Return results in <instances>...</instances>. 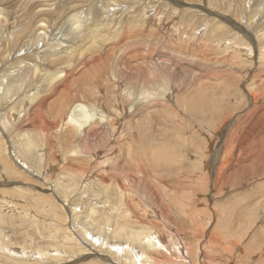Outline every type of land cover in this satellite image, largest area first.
<instances>
[{
  "label": "rangeland",
  "instance_id": "obj_1",
  "mask_svg": "<svg viewBox=\"0 0 264 264\" xmlns=\"http://www.w3.org/2000/svg\"><path fill=\"white\" fill-rule=\"evenodd\" d=\"M0 264H264V0H0Z\"/></svg>",
  "mask_w": 264,
  "mask_h": 264
},
{
  "label": "bare ground",
  "instance_id": "obj_2",
  "mask_svg": "<svg viewBox=\"0 0 264 264\" xmlns=\"http://www.w3.org/2000/svg\"><path fill=\"white\" fill-rule=\"evenodd\" d=\"M43 27V26H42ZM221 36V35H220ZM160 67V66H159ZM137 80V79H136ZM192 99V101L190 102V103H188V107H189V109H191V111H192V113H198V112H201L199 109H201V103H203V101L201 100V98L200 97H192L191 98ZM201 104V105H200ZM136 105V104H135ZM136 107V106H135ZM187 107V106H186ZM85 108L84 107H82V106H79V105H77V107L75 106V108H73V110L71 111L72 113H71V115H70V117L68 118V120H67V122H68V124H70V125H75V126H78L79 124H80V126H79V128H80V130H82L84 127H85V125H86V121H89V119H87L88 117V115L86 116L85 115V113L83 114L82 113V111L84 110ZM78 112H80L81 114H83V115H77V113ZM213 114V109H209L207 112H206V114H208V115H210V114ZM195 115V114H194ZM79 116L81 117V118H79ZM86 116V117H85ZM204 116V115H203ZM84 117H85V119H84ZM90 120H92V119H90ZM91 122V121H90ZM243 128V127H242ZM82 133H83V131H82ZM86 135V134H85ZM138 155V154H137ZM227 155V154H226ZM142 158V157H141ZM148 158V157H147ZM4 159V158H3ZM8 159V158H7ZM151 159V158H150ZM6 160V159H5ZM145 160V159H144ZM149 161V160H148ZM152 163H153V161H151ZM151 163V164H152ZM162 164H164V162H160V163H157V165H152V169H156L158 166H160V165H162ZM138 170V169H137ZM139 171H143V169L142 168H139ZM232 183V182H231ZM250 194V193H249ZM257 209V208H256ZM229 212V211H228ZM91 218V217H90ZM106 219H107V217H106ZM108 220V219H107ZM90 224V223H89ZM103 224H105V223H103ZM108 224H110V223H108L107 222V224L106 225H108ZM93 227V226H92ZM105 227V226H104ZM113 232H115L114 230H113ZM119 232H117V234H118ZM115 235H116V233H115ZM120 236L119 237H121L122 235H123V232H122V235H121V231H120V234H119ZM118 237V236H117ZM146 238H149V237H146ZM155 238V237H154ZM154 238L153 237H150V240L149 239H147V243H150V242H148V241H152V242H155L154 241ZM144 240H146V239H144ZM117 241V240H116ZM97 242V241H96ZM105 242H107V241H105ZM104 242V243H105ZM102 245V244H101ZM110 247V246H109ZM113 247H116V246H113ZM120 250H122L121 252H123V251H125L126 250V252L125 253H127L129 250L127 249V248H125V246H123V247H120ZM134 257L136 258V259H139L138 257H137V255H134ZM136 259H133V262L134 261H136ZM137 262V261H136Z\"/></svg>",
  "mask_w": 264,
  "mask_h": 264
}]
</instances>
